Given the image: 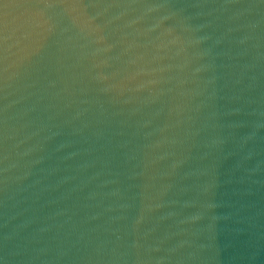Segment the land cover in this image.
I'll use <instances>...</instances> for the list:
<instances>
[{
	"label": "water",
	"instance_id": "1",
	"mask_svg": "<svg viewBox=\"0 0 264 264\" xmlns=\"http://www.w3.org/2000/svg\"><path fill=\"white\" fill-rule=\"evenodd\" d=\"M0 264H264V0H0Z\"/></svg>",
	"mask_w": 264,
	"mask_h": 264
}]
</instances>
